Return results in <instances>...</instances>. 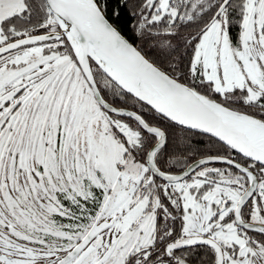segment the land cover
Here are the masks:
<instances>
[{
	"label": "snow or ice",
	"instance_id": "obj_1",
	"mask_svg": "<svg viewBox=\"0 0 264 264\" xmlns=\"http://www.w3.org/2000/svg\"><path fill=\"white\" fill-rule=\"evenodd\" d=\"M0 264H264V0H0Z\"/></svg>",
	"mask_w": 264,
	"mask_h": 264
}]
</instances>
